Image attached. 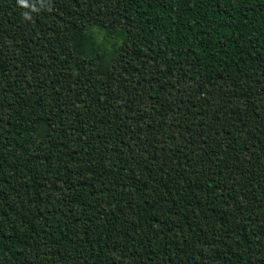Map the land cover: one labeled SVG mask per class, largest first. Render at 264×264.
I'll use <instances>...</instances> for the list:
<instances>
[{
    "label": "trees",
    "instance_id": "trees-1",
    "mask_svg": "<svg viewBox=\"0 0 264 264\" xmlns=\"http://www.w3.org/2000/svg\"><path fill=\"white\" fill-rule=\"evenodd\" d=\"M0 264H264V0H0Z\"/></svg>",
    "mask_w": 264,
    "mask_h": 264
}]
</instances>
